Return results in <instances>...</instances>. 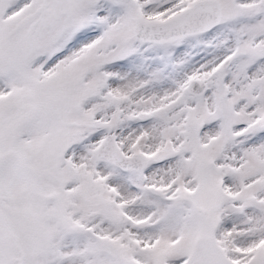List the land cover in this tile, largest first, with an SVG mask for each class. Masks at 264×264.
<instances>
[{"label":"snow or ice","instance_id":"snow-or-ice-1","mask_svg":"<svg viewBox=\"0 0 264 264\" xmlns=\"http://www.w3.org/2000/svg\"><path fill=\"white\" fill-rule=\"evenodd\" d=\"M0 264H264V0H0Z\"/></svg>","mask_w":264,"mask_h":264}]
</instances>
